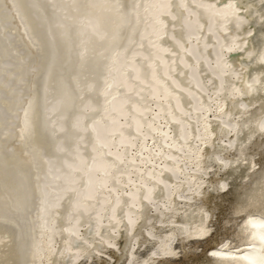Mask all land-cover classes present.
Here are the masks:
<instances>
[{
	"label": "bare ground",
	"instance_id": "bare-ground-1",
	"mask_svg": "<svg viewBox=\"0 0 264 264\" xmlns=\"http://www.w3.org/2000/svg\"><path fill=\"white\" fill-rule=\"evenodd\" d=\"M262 121L264 0H0V264H264Z\"/></svg>",
	"mask_w": 264,
	"mask_h": 264
},
{
	"label": "snow or ice",
	"instance_id": "snow-or-ice-1",
	"mask_svg": "<svg viewBox=\"0 0 264 264\" xmlns=\"http://www.w3.org/2000/svg\"><path fill=\"white\" fill-rule=\"evenodd\" d=\"M249 87H251V85H249ZM25 126L27 128V121H25ZM260 131L264 132V121H262L260 124ZM223 187H224V185H221V188H223ZM130 223H131V221H130ZM247 223L249 225H252L253 227L264 228V218L252 217V218L248 219ZM200 235H201V237H203L207 240V242L210 246L212 245V239H211L212 231L209 228L206 227V228L201 229ZM260 239L262 241H264V233H262L260 235ZM225 247H227V244L221 245L220 249L212 251V255L213 256L223 255L224 253H223L222 249Z\"/></svg>",
	"mask_w": 264,
	"mask_h": 264
}]
</instances>
